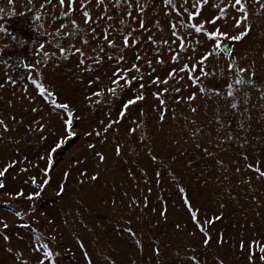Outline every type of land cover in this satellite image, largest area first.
I'll list each match as a JSON object with an SVG mask.
<instances>
[{
  "label": "snow or ice",
  "instance_id": "1",
  "mask_svg": "<svg viewBox=\"0 0 264 264\" xmlns=\"http://www.w3.org/2000/svg\"><path fill=\"white\" fill-rule=\"evenodd\" d=\"M5 14L27 16L37 36L0 24V264H264V56L232 46L264 32V0H7ZM115 163L144 193L123 192L131 214L112 227L123 255L106 232L89 242L72 230L63 245L41 231L74 173L83 189ZM156 187L174 189L187 216L171 221L178 243L159 232L172 197L153 202ZM208 188L211 208L197 203ZM84 204L61 209L62 224L83 223Z\"/></svg>",
  "mask_w": 264,
  "mask_h": 264
},
{
  "label": "rangeland",
  "instance_id": "2",
  "mask_svg": "<svg viewBox=\"0 0 264 264\" xmlns=\"http://www.w3.org/2000/svg\"><path fill=\"white\" fill-rule=\"evenodd\" d=\"M7 3V0H0V6H4ZM23 4V0H16V7L20 9ZM29 18L27 16L21 17L19 15L15 17H8L6 14L3 15V18L0 19V24H5L9 30L21 39H27L29 41L34 40L37 36V33L33 31L31 27H29L28 23ZM231 43V42H230ZM232 46L236 48L237 52L243 54L245 51L249 54V59L255 57L257 59L264 56V32H261L259 26L257 30L252 34V36L245 40L242 44L233 43ZM32 44L28 43L26 45V51L28 54L31 53ZM49 79L60 83L63 81V73L61 71L50 70ZM253 103H256V98L253 97ZM260 109H256L257 119L259 118ZM259 127H257V132H259ZM73 149H76V145H73ZM73 149H69L68 151L62 153L58 159L60 163L57 165V169L55 172L56 180L60 178V169L64 167L65 164L68 163L69 156L71 155ZM77 151H83V149H78ZM109 153L111 152L110 147L108 148ZM110 156V160H111ZM92 160H89V168L91 169ZM124 165L120 163H115L111 165V170L105 172V177L98 183H87L83 189L79 188L76 185V174H73V179L69 182L68 186V195L65 197L64 201H60L54 197H50L46 203L45 207L51 209L56 216V223L52 225L47 224V220L44 217H41L40 229L41 231L51 230L53 228L57 229L63 234V240L61 243L63 245L72 244V240L70 238V232L72 230L79 231L81 235H84L89 242L94 241L96 232H106L112 237L113 247H120V254L123 255L125 251L123 243L118 240L115 234L112 232V227L116 221L120 220V218L127 217L131 214L130 209L127 208L126 202L127 197L123 196V192L127 191L129 196L136 193L137 195H142L144 193H137V190L133 186V182H130L128 177L124 172ZM113 186H115V191H113ZM143 187V184L141 185ZM163 189H169V184L166 182L163 185ZM51 191V190H49ZM239 191V190H238ZM162 189L160 187H156L154 192L151 194V198L153 202H155L156 194L161 193ZM162 194L166 196H171L172 199L169 202L170 208V220L169 224L166 226H162L159 230L162 238L165 240H170L173 244L178 243L175 232L171 227V221L176 219L187 220V216L184 213L183 209L179 207V198L175 194V190L172 189L170 191H163ZM115 196L117 198V206L115 208L111 205V198ZM78 198H83L85 204L81 211L84 213L85 219L83 223L74 222L69 226H64L62 224L63 220V211H67V205H71L75 207V200ZM105 200L109 202L106 204ZM241 203L247 206V202L244 200L243 196L240 197ZM205 203L208 208L213 207L211 204V189H203L200 192L197 203ZM63 209V211H61ZM2 207H0V211H3ZM229 219L234 222L239 220L240 225L244 223L245 212L244 209L241 208L237 204H233L229 208ZM50 218V217H49ZM260 223L259 221H257ZM121 223L123 221L121 220ZM229 222L226 221L225 224ZM87 224L88 228L93 229V232H88L84 229L83 225ZM100 225L104 227L101 228ZM138 227H144L142 224H138ZM224 225H218V227H222ZM235 231L231 227H229L230 234ZM64 264H68V261L65 260Z\"/></svg>",
  "mask_w": 264,
  "mask_h": 264
}]
</instances>
